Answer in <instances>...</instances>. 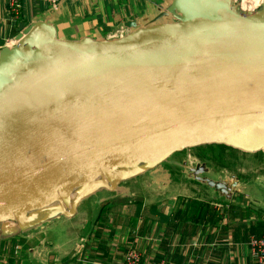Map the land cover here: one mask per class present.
Wrapping results in <instances>:
<instances>
[{
  "label": "water",
  "instance_id": "water-1",
  "mask_svg": "<svg viewBox=\"0 0 264 264\" xmlns=\"http://www.w3.org/2000/svg\"><path fill=\"white\" fill-rule=\"evenodd\" d=\"M167 8L174 20L112 39H60L36 20L0 49V222L23 228L58 202L73 215L186 148L264 151V0Z\"/></svg>",
  "mask_w": 264,
  "mask_h": 264
},
{
  "label": "crops",
  "instance_id": "crops-1",
  "mask_svg": "<svg viewBox=\"0 0 264 264\" xmlns=\"http://www.w3.org/2000/svg\"><path fill=\"white\" fill-rule=\"evenodd\" d=\"M41 1L24 0L21 16L12 19L6 0H0V49L36 20L51 23L60 39L108 38L110 31L91 33L89 21L80 30H73L72 37H59L61 23L53 21ZM135 19H126L121 26L137 23ZM170 20L173 19L167 21ZM93 23L95 28L99 20ZM153 23L145 20L127 28ZM176 162L167 168L175 167ZM210 165L211 162H199L194 169L187 165L182 172L169 170L172 177H156L160 190L153 193L152 199L147 193V179L140 194H133L129 187L122 190L123 183L138 177L133 175L119 182L114 190L109 189V193L99 195L95 190L81 196L73 215L61 213L66 207L60 202L32 212L29 219L21 222L16 257L8 254L7 258L0 244V264H122L129 248L141 252L144 261L169 257L187 264H256L248 241L264 232V175L249 178L220 165L214 171ZM141 173L145 175L146 171ZM91 197L100 202L94 204L93 216L88 219L85 202ZM32 218L35 221H30ZM61 221H67L68 227L60 229Z\"/></svg>",
  "mask_w": 264,
  "mask_h": 264
},
{
  "label": "rangeland",
  "instance_id": "rangeland-1",
  "mask_svg": "<svg viewBox=\"0 0 264 264\" xmlns=\"http://www.w3.org/2000/svg\"><path fill=\"white\" fill-rule=\"evenodd\" d=\"M170 1L171 0H56L55 6L50 3V0H42L41 2L43 8L44 3L46 4L45 11L46 13H50L51 17H53V21L55 23L56 21L61 23V25L58 27L59 37L64 36L70 38L72 37L71 33L73 32V30H80L83 27V23L86 21H89L90 26L88 29L91 31V33H105L106 31L113 32L119 26L125 25V23H123L122 21L129 18L137 17V19H135V21H137V25L144 23L145 20H147L149 23H153L154 21H167L169 18L174 20L173 17H168L169 13L167 7ZM258 8H260V6ZM158 11H161V13L164 12L165 14L159 17V14L161 13L156 15ZM97 19L99 20V24L97 23L98 26L96 25L97 27L94 28L95 22L93 23V21ZM108 27L111 28L109 29ZM129 29L128 32L131 31ZM198 146L205 147L206 145L203 144ZM198 146L176 151V153L168 159L166 158L160 163L145 170V175H142L143 173L138 172V174H136V176L138 177L130 178L128 179V181L122 184V190H126L129 187L130 191H133V194L134 192L137 194L140 191H144L143 183L144 181H146L145 179H147V182L150 185L149 188L147 186V193L151 194L149 195V198L152 199L153 193L160 190V181L157 180L156 177H172L173 173L169 170L176 171L177 169H179L182 172V170L187 165L190 169H194L198 166L199 162H211V169L216 171L218 170L216 167L217 165L221 166L222 163H227L228 160L229 166H226L224 168L228 169V171L230 172H233V174L234 172H239L241 176L249 178H252L258 174L264 175V157H262L260 153H247L231 146L229 147L234 151L228 148L224 149L219 147L221 149L220 150L217 149L216 146H214L215 149L213 151H210L209 149H211L212 146H209L208 153H211L212 156L213 154H215L214 157H219L221 159L223 158L221 160L222 163H218V161H213L210 158L206 159L199 156ZM259 152H262V154H264V151L262 150H259ZM186 154H188L189 156L187 157ZM175 161H177L176 163H178L175 167L167 168L171 162ZM166 168L167 171H165L164 173L163 171ZM109 191L110 190L106 187L97 188V192L99 195L105 192L109 193ZM99 202L100 199H98L97 197H91L85 202V207L88 209V219L92 218L93 216L94 204L97 206ZM30 214H32V212H29L28 215H26V220L29 219V217L31 216ZM61 219L64 220L65 218L61 217ZM77 219L78 217H73V220ZM30 221H35V218H32ZM17 222L18 221L0 222V244L2 245V250L5 251L7 258L8 254H13L14 258L16 257V246L19 243V239L17 236H19L18 234H20L21 232V227L18 226ZM45 226L46 225H44V228L47 229V226ZM58 227L60 229L67 228L68 222L61 221ZM22 252L23 251L21 250L18 254V257H20V254ZM1 264L4 263L1 262Z\"/></svg>",
  "mask_w": 264,
  "mask_h": 264
},
{
  "label": "built area",
  "instance_id": "built-area-1",
  "mask_svg": "<svg viewBox=\"0 0 264 264\" xmlns=\"http://www.w3.org/2000/svg\"><path fill=\"white\" fill-rule=\"evenodd\" d=\"M6 2H7V10L9 17L12 19L19 18L23 12L24 0H6ZM55 2L56 0H51L53 6L56 5ZM231 2L233 5L238 6L241 11H247L242 7V0H231ZM259 6H261V3L254 6L252 10H256ZM127 33H128V28L125 26H121L116 31L109 33L108 38L112 39V38L121 37ZM7 44L8 46L16 44V40L15 41L11 40ZM248 245L251 255L256 260V264H264V232L260 236H251L248 241ZM122 264H187V263L177 262L169 257H163L156 261L153 260L144 261L143 254L141 252H139L134 248H129L124 254Z\"/></svg>",
  "mask_w": 264,
  "mask_h": 264
},
{
  "label": "trees",
  "instance_id": "trees-1",
  "mask_svg": "<svg viewBox=\"0 0 264 264\" xmlns=\"http://www.w3.org/2000/svg\"><path fill=\"white\" fill-rule=\"evenodd\" d=\"M171 2V1H170ZM170 2H169V4H170ZM159 12H157V14H158ZM156 14V15H157ZM206 146L204 147V146H198L199 148V152H198V154H199V156H201V157H203V158H210V159H212L213 161H218V163H222L221 162V160L223 159H221V158H219V157H214L215 156V154H213V156L211 155V153H208V151L210 150V151H213L214 149H215V147L214 146H216V148L217 149H220L219 147H221V148H228V149H230V150H232L229 146H227V145H225V144H205ZM209 146H212L211 147V149H209L208 150V147ZM221 150V149H220ZM232 151H234V150H232ZM235 151H239V150H235ZM261 154V156L262 157H264V154H262V152H256V153H254V154ZM221 166H224V167H226V166H229V163H228V160H227V163H222L221 164ZM195 202V201H194ZM199 205V204H198Z\"/></svg>",
  "mask_w": 264,
  "mask_h": 264
},
{
  "label": "bare ground",
  "instance_id": "bare-ground-1",
  "mask_svg": "<svg viewBox=\"0 0 264 264\" xmlns=\"http://www.w3.org/2000/svg\"><path fill=\"white\" fill-rule=\"evenodd\" d=\"M262 2H263V0H242V7L244 9H246L247 11H251L254 6H256L257 4H260ZM12 40L15 41L14 39H12ZM11 44H12V42H11ZM53 93L55 96H58L61 94L59 91H57L55 89L53 90Z\"/></svg>",
  "mask_w": 264,
  "mask_h": 264
}]
</instances>
